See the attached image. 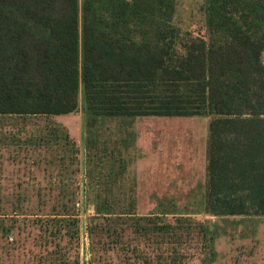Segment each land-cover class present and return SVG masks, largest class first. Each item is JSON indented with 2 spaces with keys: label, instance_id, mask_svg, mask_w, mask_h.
I'll use <instances>...</instances> for the list:
<instances>
[{
  "label": "trees",
  "instance_id": "obj_1",
  "mask_svg": "<svg viewBox=\"0 0 264 264\" xmlns=\"http://www.w3.org/2000/svg\"><path fill=\"white\" fill-rule=\"evenodd\" d=\"M174 12L175 0H0V152L23 171L0 196L1 262L76 260L78 148L55 116L80 91L88 132L104 117L210 116L200 207L141 213L135 192L94 193L91 264H208L221 229L192 213L264 215V0H205L206 39Z\"/></svg>",
  "mask_w": 264,
  "mask_h": 264
},
{
  "label": "rangeland",
  "instance_id": "obj_2",
  "mask_svg": "<svg viewBox=\"0 0 264 264\" xmlns=\"http://www.w3.org/2000/svg\"><path fill=\"white\" fill-rule=\"evenodd\" d=\"M204 7L205 0H175L173 23L206 39ZM262 59L264 62V52ZM78 102L75 112L55 116V120L66 127L78 148L80 242L73 264H91L86 227L94 211L91 204L94 193L135 192L137 211L141 213L159 206L180 212L200 207L210 116L104 117L88 132L82 91ZM89 138L98 149L97 158L91 161L92 171L88 164ZM119 160L123 165L117 164ZM21 164L13 165L11 158L0 152V173L10 177L7 184L0 179V196L15 191L13 179L22 175L23 171L17 169ZM192 217L208 219L221 229L215 239L216 258L208 264H264V215L223 218L200 211L192 213ZM21 263L22 260L15 264ZM0 264L12 263L0 261Z\"/></svg>",
  "mask_w": 264,
  "mask_h": 264
}]
</instances>
